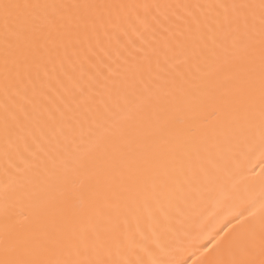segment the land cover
<instances>
[{
    "label": "bare ground",
    "instance_id": "1",
    "mask_svg": "<svg viewBox=\"0 0 264 264\" xmlns=\"http://www.w3.org/2000/svg\"><path fill=\"white\" fill-rule=\"evenodd\" d=\"M31 2L104 7L42 10L70 26L38 47L0 28V260L50 232L111 264H202L226 225L258 242L260 0Z\"/></svg>",
    "mask_w": 264,
    "mask_h": 264
},
{
    "label": "snow or ice",
    "instance_id": "2",
    "mask_svg": "<svg viewBox=\"0 0 264 264\" xmlns=\"http://www.w3.org/2000/svg\"><path fill=\"white\" fill-rule=\"evenodd\" d=\"M100 8L103 5H46L32 3L31 0H0V28H2L6 45L10 42H26L30 46L45 39L54 41L61 21L70 26L67 19L47 14L40 23L42 10L49 8ZM232 7L247 11L256 8L253 4H239ZM261 23V126L264 130V0H260ZM247 20V17H245ZM231 223V222H229ZM228 226L221 228L205 249L206 258L202 264H264V220L261 222L258 242L254 229L248 233L233 235V229L226 231ZM30 254L32 258H6L0 264H111L102 251H94L87 243L81 244L80 239L71 233H47L33 247H22L19 255ZM54 257V258H53ZM230 257V258H229Z\"/></svg>",
    "mask_w": 264,
    "mask_h": 264
}]
</instances>
